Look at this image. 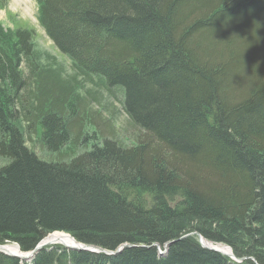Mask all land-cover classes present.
<instances>
[{"label":"trees","instance_id":"obj_1","mask_svg":"<svg viewBox=\"0 0 264 264\" xmlns=\"http://www.w3.org/2000/svg\"><path fill=\"white\" fill-rule=\"evenodd\" d=\"M8 20L0 246L29 253L63 233L105 252L129 247L46 246L28 264H264V0H37L72 76ZM83 82L119 103L134 144L112 138ZM31 132L55 160L27 147ZM81 140L89 149L75 152ZM0 264L21 262L0 251Z\"/></svg>","mask_w":264,"mask_h":264},{"label":"rangeland","instance_id":"obj_2","mask_svg":"<svg viewBox=\"0 0 264 264\" xmlns=\"http://www.w3.org/2000/svg\"><path fill=\"white\" fill-rule=\"evenodd\" d=\"M0 4L2 5V7L0 8V23L4 26V28H11L10 21L8 20V16L10 15L19 25L33 29L35 32L36 48L39 51L44 52L50 57H52L54 59V63L61 68V71L65 76H72L73 70L71 69V64L69 60L57 51V49L54 47L52 42L46 37L45 33L42 31V29L39 27L37 23L36 20L37 0H0ZM77 81L80 80L78 79ZM87 91L94 92V94H96L99 97L98 102L91 101L89 103V109L91 111H98L97 113H99L100 117L103 119L105 118L110 119L109 121L110 124L108 126L112 128V133H113L112 138H115L116 140L122 142L124 145L129 146L134 144L137 135V130L129 125L127 118L122 112L119 103L113 98H110L103 89L96 88L91 83L83 82L81 88L79 89V92L82 96L83 95L85 96V93ZM98 127L102 130L101 133L105 134L106 136L110 135L106 132L105 130L106 126L104 124L102 125L99 124ZM90 130L96 131L97 128L91 127ZM25 137H26L27 147L30 148L41 159L51 161L57 158L56 155L49 154L48 152L42 149L34 133L31 132L29 134H26ZM90 143L91 140H85V141L81 140L74 142L76 146L75 152H80L85 148L89 149ZM67 237L70 238L69 236ZM208 244L211 245V247L208 248H212V246H215L212 243H208ZM10 246L16 247L15 245H10ZM47 246H62V245L54 244ZM29 262L30 260L25 262V264L26 263L28 264Z\"/></svg>","mask_w":264,"mask_h":264},{"label":"bare ground","instance_id":"obj_3","mask_svg":"<svg viewBox=\"0 0 264 264\" xmlns=\"http://www.w3.org/2000/svg\"><path fill=\"white\" fill-rule=\"evenodd\" d=\"M208 243L209 242H206L204 240L202 241L203 246L211 247V245ZM54 244H59V245H62L64 247H67V248H73L76 246V243L73 239H70L67 237V235L65 236V235L60 234V233H53V234L48 235L47 237H45L43 239V241L41 242L40 245L46 247L47 245H54ZM212 248L214 250L218 251L219 253L223 254V255L231 256V252L229 251V249L227 247H224L221 245H215V246H212ZM3 250L9 256H12V257L19 259L21 264H24L28 260L32 259L31 255L29 253L28 254L22 253L16 247H13L10 245L4 246Z\"/></svg>","mask_w":264,"mask_h":264},{"label":"water","instance_id":"obj_4","mask_svg":"<svg viewBox=\"0 0 264 264\" xmlns=\"http://www.w3.org/2000/svg\"><path fill=\"white\" fill-rule=\"evenodd\" d=\"M68 236V235H67ZM72 239V238H71ZM43 241V240H42ZM41 241V242H42ZM200 242V245L204 248V249H207V250H210V251H213V252H216V253H219L218 251H216V250H214L213 248H208V247H205V246H203L202 245V240L200 239L199 240ZM41 242L34 248V250L33 251H31V252H29V254L31 255V257H33L39 250H41L43 247H45V246H41L40 244H41ZM76 243V246L75 247H73V248H67V247H64L65 249H67V250H73V251H87V252H90V253H95V254H97V253H104V254H118L123 248H126V247H129V246H126V245H122V246H120V247H118L117 249H116V251H114V252H105V251H103V250H101V249H98V248H96V247H86V246H84V245H81V244H78L77 242H75ZM170 244H166V245H164V248H163V252H160V251H158V253L159 254H164L165 252H166V250H167V248H168V246H169ZM3 247L4 246H0V251H4L3 250ZM4 253H5V251H4ZM219 254H221V253H219ZM8 255V254H7ZM221 255H223V254H221ZM223 256H226V255H223ZM226 257H229L230 259H233L234 260V258L232 257V255L231 256H226Z\"/></svg>","mask_w":264,"mask_h":264}]
</instances>
